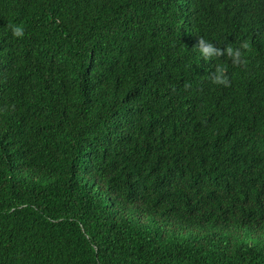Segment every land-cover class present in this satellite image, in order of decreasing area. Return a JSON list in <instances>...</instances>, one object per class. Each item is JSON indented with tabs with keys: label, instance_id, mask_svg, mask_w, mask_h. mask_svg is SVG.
I'll use <instances>...</instances> for the list:
<instances>
[{
	"label": "trees",
	"instance_id": "trees-1",
	"mask_svg": "<svg viewBox=\"0 0 264 264\" xmlns=\"http://www.w3.org/2000/svg\"><path fill=\"white\" fill-rule=\"evenodd\" d=\"M0 264H264V0H0Z\"/></svg>",
	"mask_w": 264,
	"mask_h": 264
},
{
	"label": "clouds",
	"instance_id": "clouds-1",
	"mask_svg": "<svg viewBox=\"0 0 264 264\" xmlns=\"http://www.w3.org/2000/svg\"><path fill=\"white\" fill-rule=\"evenodd\" d=\"M8 28L15 38H23L25 35L22 25L9 24ZM249 47V43L245 41L242 42L239 47L233 48L228 44L226 48L221 49L203 37H199L198 39V49L201 57L205 60L217 59L225 56L231 61L232 65L236 67L247 65L246 52L249 50ZM210 79L215 85H222L224 87L231 86V80L227 75L226 69L219 65L215 67V71L211 74Z\"/></svg>",
	"mask_w": 264,
	"mask_h": 264
}]
</instances>
